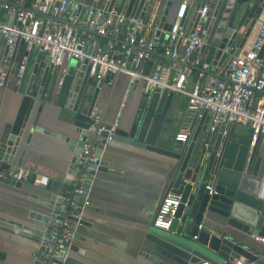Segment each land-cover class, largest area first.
<instances>
[{
  "label": "water",
  "instance_id": "95a60500",
  "mask_svg": "<svg viewBox=\"0 0 264 264\" xmlns=\"http://www.w3.org/2000/svg\"><path fill=\"white\" fill-rule=\"evenodd\" d=\"M183 1L105 0V3L109 9L123 11L128 16L146 18L157 27L161 39L168 42L169 34L165 31L171 29ZM186 1L182 23L193 11V27L202 9L208 7L205 21L208 35L199 51L204 52L207 48L205 60L215 66H226L233 56L239 55L258 22L264 21V0H199L198 4L194 0ZM6 52V37L0 33V80ZM21 55L20 46L6 77L7 84L14 80ZM259 55L264 58V45ZM175 75L173 73L167 84ZM110 77L108 72L104 82L108 83ZM102 84L97 85L90 75L88 58L82 61L73 58L68 64L55 66L47 53L37 54L28 77L16 86L22 98L14 120L0 121V182L17 188H22L24 182L35 183L36 174L29 173L26 181L13 175L25 161L33 132L44 130L38 124L39 119L46 101L53 96L56 104L70 116L68 129L74 134L69 139L75 156L64 185L59 187V181L49 178L47 184L40 185L51 192L49 196L33 193L40 205L52 209V214L39 210L29 213L30 218L46 224V228L34 225L28 219L23 222L0 217V229L33 241L43 240L64 201L62 194L74 176L82 182L86 174L91 177L99 171L115 172L111 161L114 155L107 151V145L117 141L168 156L169 169L160 203L169 193L181 195V203L169 229L157 227L154 222L149 227L144 243L145 255L159 264L222 263L233 259L261 261L257 246L245 243L227 227L248 234H264V135L251 147L253 128L236 124L231 139L218 154L217 135L208 130L209 115L205 112L189 141L174 140L170 126L179 109L174 102L176 93L166 85L146 87V84L133 118L128 123L118 122L113 129L114 122L102 118L98 100ZM96 115L101 116L98 125L104 127L99 133L101 139L94 142L98 160L91 163L89 170L85 164L77 170L83 146L79 137L93 128ZM111 131L112 138L108 140ZM104 153L111 158H104ZM81 185L85 192L73 196L78 201L77 212L84 211L90 183L85 180ZM207 185L212 186V191ZM215 216L224 224L223 230L199 228L205 219ZM79 221L89 223L84 218ZM43 247L42 244L41 250ZM70 250L85 252L74 243Z\"/></svg>",
  "mask_w": 264,
  "mask_h": 264
},
{
  "label": "built area",
  "instance_id": "2783aa9c",
  "mask_svg": "<svg viewBox=\"0 0 264 264\" xmlns=\"http://www.w3.org/2000/svg\"><path fill=\"white\" fill-rule=\"evenodd\" d=\"M73 2L0 0V33L5 35L7 46L1 85L6 83L20 46L24 53L14 74L17 85L23 83L31 53L35 51L47 53L55 66L68 64L73 58L81 61L88 58L90 75L95 78L97 85L104 82L108 72L111 76L126 72L130 75V86L137 79L145 78L146 87L166 85L177 94H187L188 113L175 136L176 140L189 141L196 123L205 112L209 115L208 130L217 135L218 154L231 139L236 124L253 128L251 147L264 135V58L259 55L264 45V24L244 53L233 56L226 66L212 67L210 62L198 56L208 35L205 24L208 7L202 9L196 26L187 30L185 23H182L187 8V1H183L171 29L165 31L172 45L161 39L157 27H153L146 18L128 16L123 11L97 5H91L81 13L73 8ZM160 47L167 57L178 62V70L170 84L161 82V66H157L153 76H146L137 69ZM196 69L199 71L194 88L189 90L190 78ZM100 119L101 116L96 115L93 128L79 137L83 146L77 170L81 169L82 164L89 170L92 168L91 163L95 164L98 160L94 142L101 139L99 133L104 129L98 125ZM118 122V119L114 122L113 129ZM111 134L112 131L108 140L112 138ZM13 176L25 180L29 172L14 173ZM48 181L46 175L35 178V184L38 185L47 184ZM207 188L212 191L211 185H207ZM84 192L85 188L80 184L74 190L62 194L64 201L59 205L54 223L43 239L44 247L38 264H69L70 245L77 235V222L72 215H78L73 214L72 210L78 207V202L73 196ZM180 203L181 195L167 194L154 218L155 226L169 229ZM202 227L200 224L199 228ZM254 236L264 244L263 235ZM259 258L262 260L233 259L222 263L206 261L198 264H264V255Z\"/></svg>",
  "mask_w": 264,
  "mask_h": 264
},
{
  "label": "crops",
  "instance_id": "0c3cea01",
  "mask_svg": "<svg viewBox=\"0 0 264 264\" xmlns=\"http://www.w3.org/2000/svg\"><path fill=\"white\" fill-rule=\"evenodd\" d=\"M73 1V8L81 13L91 5L107 6L105 0ZM194 3L198 4L199 0H194ZM262 24L264 21L258 22L240 54L252 45ZM193 25L192 11L186 17L185 26L190 30ZM169 43L173 45L172 42ZM206 49L198 54L200 58L205 59ZM22 53H24L23 48ZM38 53L37 51L31 53L26 77L32 70ZM157 66L162 68L160 79L163 84L167 83L178 70V62L167 57L161 47L137 69L146 76H153ZM198 71L199 69H196L190 78L189 90L194 88ZM146 83L145 78H140L130 86V75L126 72L112 75L109 83L103 82L98 99L103 111L102 118L106 122H115L117 119L120 123L130 122L142 100ZM16 86L15 79L12 84H0V121L14 120L18 112L22 96L17 92ZM174 102L179 106L170 126V135L175 140L188 113L187 94L176 93ZM38 124L44 130L33 132L25 161L15 173L27 170L36 176L46 175L59 181L61 187L65 184L64 180L75 156L69 139L74 134L68 129L70 116L56 104L53 96L46 101ZM96 151L95 148L94 152ZM107 151L112 153L114 158L107 153H104V158H111L114 165L112 170L115 172L99 171L91 177H87L86 174L82 178V182L87 180L90 183L84 211L77 212L74 209L72 213L77 214L79 219L84 218L89 222L86 224L80 223L79 219L74 220L77 222L74 244L83 248L85 252L71 251L68 262L69 264H159L145 255L144 243L160 206L170 158L161 153L117 141L107 145ZM82 182L74 176L64 193L74 190ZM33 193L47 196L51 194L35 183L24 182L22 188H17L0 182V217L23 222L28 219L32 224L43 225L46 228V224L30 218L29 213L31 210H39L52 214V209L40 205ZM218 219L220 218L217 216L213 219H205L203 227L223 230L224 224ZM227 229L245 243L257 246L258 256L264 255V244L256 240L254 234L236 228L227 227ZM42 243L43 240L33 241L0 229V253L4 254L0 257V264H38L42 255Z\"/></svg>",
  "mask_w": 264,
  "mask_h": 264
},
{
  "label": "trees",
  "instance_id": "16d2710c",
  "mask_svg": "<svg viewBox=\"0 0 264 264\" xmlns=\"http://www.w3.org/2000/svg\"><path fill=\"white\" fill-rule=\"evenodd\" d=\"M4 254L3 253H0V257H2Z\"/></svg>",
  "mask_w": 264,
  "mask_h": 264
}]
</instances>
